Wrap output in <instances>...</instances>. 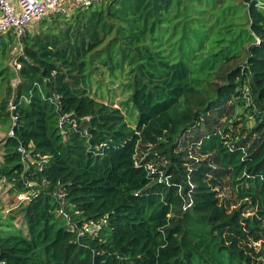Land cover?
Instances as JSON below:
<instances>
[{
	"label": "trees",
	"instance_id": "1",
	"mask_svg": "<svg viewBox=\"0 0 264 264\" xmlns=\"http://www.w3.org/2000/svg\"><path fill=\"white\" fill-rule=\"evenodd\" d=\"M38 24L0 35V180L26 225L0 229V264H264V0H108ZM102 73L135 127L90 94Z\"/></svg>",
	"mask_w": 264,
	"mask_h": 264
},
{
	"label": "rangeland",
	"instance_id": "2",
	"mask_svg": "<svg viewBox=\"0 0 264 264\" xmlns=\"http://www.w3.org/2000/svg\"><path fill=\"white\" fill-rule=\"evenodd\" d=\"M28 29L30 32L37 31L39 29L38 22H34L28 25ZM6 36V35H4ZM177 47V46H176ZM21 53V48L19 43L16 47L13 48L11 59L9 60L10 65L14 67H19L16 58ZM15 56V57H14ZM13 57V58H12ZM8 62V61H7ZM14 83H18L17 80L13 81ZM210 87L218 84V79L216 75L210 81ZM90 94L100 102L112 105L122 111L125 115L127 122L132 126L135 127V124L138 122V114L130 103V96H131V89H129L124 83L121 77L115 80L111 75L108 73L97 74L92 79L91 84V92ZM134 109V112H133ZM58 117H53L51 123L54 124ZM57 127L63 131V127H60V119L58 120ZM10 132V130H9ZM8 132V136H9ZM6 137V131L0 129V165H1V158H2V149L1 143L3 139ZM64 140L66 141V137ZM163 165H166V162H163ZM33 184V183H32ZM11 189L10 184H6L5 180H0V229L2 231L7 232H14L20 233L24 231L26 233V225L22 217L19 215L18 212V204L12 205L10 203L11 198L8 194L9 190ZM15 197V196H13ZM17 198L22 201L27 199L25 194H19Z\"/></svg>",
	"mask_w": 264,
	"mask_h": 264
},
{
	"label": "built area",
	"instance_id": "3",
	"mask_svg": "<svg viewBox=\"0 0 264 264\" xmlns=\"http://www.w3.org/2000/svg\"><path fill=\"white\" fill-rule=\"evenodd\" d=\"M108 0H3L0 3V35L13 33L16 39L25 36L28 25L40 22L52 14H62L70 17L78 9L90 8L96 4L104 3ZM11 109H14L11 105ZM72 116L60 118V127L64 128L62 135L66 137L65 125L70 124L73 128L77 127V122L71 119ZM87 134V132H85ZM9 136H14V130H10ZM19 151L27 156L24 149ZM29 156V155H28ZM69 219V214L63 209L58 211ZM90 233L97 230L96 227H84Z\"/></svg>",
	"mask_w": 264,
	"mask_h": 264
},
{
	"label": "clouds",
	"instance_id": "4",
	"mask_svg": "<svg viewBox=\"0 0 264 264\" xmlns=\"http://www.w3.org/2000/svg\"><path fill=\"white\" fill-rule=\"evenodd\" d=\"M3 2V0H0V3H2Z\"/></svg>",
	"mask_w": 264,
	"mask_h": 264
}]
</instances>
